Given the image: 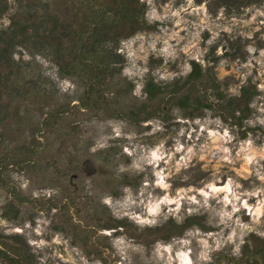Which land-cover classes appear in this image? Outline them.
<instances>
[{
    "label": "rangeland",
    "instance_id": "1",
    "mask_svg": "<svg viewBox=\"0 0 264 264\" xmlns=\"http://www.w3.org/2000/svg\"><path fill=\"white\" fill-rule=\"evenodd\" d=\"M142 1L156 25L120 42L125 81L110 82L109 105L49 57L14 52L58 91L0 128V264H17L6 253L22 264H253L243 257L264 238V0ZM192 60L228 94L253 83L243 124L261 129L242 138L213 109L148 98V77H185ZM142 103L154 110L142 121L107 110Z\"/></svg>",
    "mask_w": 264,
    "mask_h": 264
},
{
    "label": "trees",
    "instance_id": "2",
    "mask_svg": "<svg viewBox=\"0 0 264 264\" xmlns=\"http://www.w3.org/2000/svg\"><path fill=\"white\" fill-rule=\"evenodd\" d=\"M0 4V12L13 9L10 23L0 30V128L19 113L20 105L30 99H54L58 91L55 81L39 65L14 58L19 46L49 57L61 76L81 80L87 100L94 105L100 101L109 105L106 91L110 82L116 78L125 81L121 75L126 58L119 50L120 42L156 25L146 20L142 0H13L11 6L7 0H0ZM145 92L149 99L168 95L179 105L192 107L189 113L200 107L213 109L223 121L237 127L242 138L261 129L243 124L251 111L250 101L259 94L257 87L248 82L238 95L228 94L221 89L212 68L195 60L185 77L166 83L148 77ZM107 110L133 121L154 115L153 108L148 109L144 103L126 113L111 107ZM193 223V218H187L185 224ZM255 238L259 239L258 244L246 243L247 257L243 258L264 264V238ZM6 256L22 264L19 254Z\"/></svg>",
    "mask_w": 264,
    "mask_h": 264
},
{
    "label": "water",
    "instance_id": "3",
    "mask_svg": "<svg viewBox=\"0 0 264 264\" xmlns=\"http://www.w3.org/2000/svg\"><path fill=\"white\" fill-rule=\"evenodd\" d=\"M146 213H148V211L146 210ZM176 264H178V263H176Z\"/></svg>",
    "mask_w": 264,
    "mask_h": 264
},
{
    "label": "bare ground",
    "instance_id": "4",
    "mask_svg": "<svg viewBox=\"0 0 264 264\" xmlns=\"http://www.w3.org/2000/svg\"><path fill=\"white\" fill-rule=\"evenodd\" d=\"M181 264H183V262H181Z\"/></svg>",
    "mask_w": 264,
    "mask_h": 264
}]
</instances>
